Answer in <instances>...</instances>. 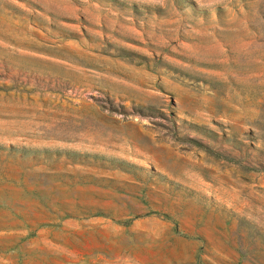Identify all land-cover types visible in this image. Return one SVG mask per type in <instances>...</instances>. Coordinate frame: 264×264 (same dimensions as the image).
Masks as SVG:
<instances>
[{"label": "rangeland", "instance_id": "1", "mask_svg": "<svg viewBox=\"0 0 264 264\" xmlns=\"http://www.w3.org/2000/svg\"><path fill=\"white\" fill-rule=\"evenodd\" d=\"M0 264H264V0H0Z\"/></svg>", "mask_w": 264, "mask_h": 264}]
</instances>
